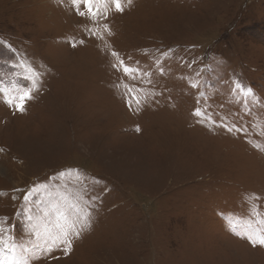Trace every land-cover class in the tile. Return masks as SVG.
Here are the masks:
<instances>
[{"label": "rangeland", "instance_id": "374dc122", "mask_svg": "<svg viewBox=\"0 0 264 264\" xmlns=\"http://www.w3.org/2000/svg\"><path fill=\"white\" fill-rule=\"evenodd\" d=\"M121 6L0 0V237L28 264H264V0Z\"/></svg>", "mask_w": 264, "mask_h": 264}, {"label": "snow or ice", "instance_id": "6c2138e0", "mask_svg": "<svg viewBox=\"0 0 264 264\" xmlns=\"http://www.w3.org/2000/svg\"><path fill=\"white\" fill-rule=\"evenodd\" d=\"M115 4L117 12H123L124 8L121 6V0H112ZM132 0H128V3H131ZM84 4L91 5L93 0H83ZM92 11V9H89ZM83 15V13H81ZM30 92H26L23 97L20 98V102L17 105L18 110L24 111V99L30 98ZM12 103L13 101H9ZM69 176L72 175L71 172L68 173ZM80 177L77 176V180ZM44 193L47 192V189L42 190ZM37 192V189L33 188L25 195L24 200L28 202L32 196ZM27 207V204L25 205ZM74 209L77 207L75 204L72 206ZM28 220H32L33 217L29 213H25ZM84 220V226L90 227V223L87 221V217H82ZM43 230L45 233V243L48 245L47 251L51 252L54 248H62L65 253H68L72 249V240L73 238H79L82 232V228H77L76 221L71 219L69 214L65 209H63L59 204L53 202L51 205V215L48 212H45L43 218ZM3 232V228L0 227V233ZM39 235V233H37ZM11 239V237H9ZM248 239L253 246H264V234L256 232L255 234H250ZM15 245H9L6 241L0 237V264H28V261L21 255L17 257Z\"/></svg>", "mask_w": 264, "mask_h": 264}]
</instances>
